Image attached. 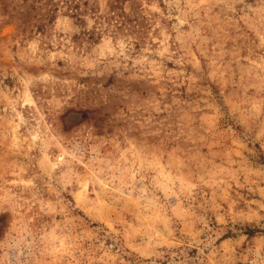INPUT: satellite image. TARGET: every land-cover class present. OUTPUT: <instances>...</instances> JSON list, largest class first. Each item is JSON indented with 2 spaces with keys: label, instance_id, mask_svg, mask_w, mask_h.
I'll return each instance as SVG.
<instances>
[{
  "label": "rangeland",
  "instance_id": "1",
  "mask_svg": "<svg viewBox=\"0 0 264 264\" xmlns=\"http://www.w3.org/2000/svg\"><path fill=\"white\" fill-rule=\"evenodd\" d=\"M67 1L0 0V264H264V0Z\"/></svg>",
  "mask_w": 264,
  "mask_h": 264
},
{
  "label": "trees",
  "instance_id": "2",
  "mask_svg": "<svg viewBox=\"0 0 264 264\" xmlns=\"http://www.w3.org/2000/svg\"><path fill=\"white\" fill-rule=\"evenodd\" d=\"M116 2H117V0H115ZM84 4H86V1L85 2H83ZM67 4H68V6H70L71 8H75V12H74V14H77L78 13V8H79V1L78 0H68L67 1ZM112 6H115V3L113 4H111V7ZM122 22V21H121Z\"/></svg>",
  "mask_w": 264,
  "mask_h": 264
}]
</instances>
